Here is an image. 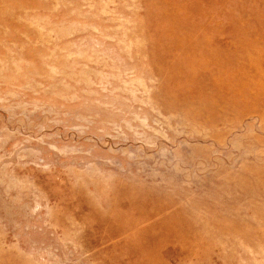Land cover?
Returning a JSON list of instances; mask_svg holds the SVG:
<instances>
[{
    "label": "rangeland",
    "instance_id": "1",
    "mask_svg": "<svg viewBox=\"0 0 264 264\" xmlns=\"http://www.w3.org/2000/svg\"><path fill=\"white\" fill-rule=\"evenodd\" d=\"M0 264H264V0H0Z\"/></svg>",
    "mask_w": 264,
    "mask_h": 264
}]
</instances>
